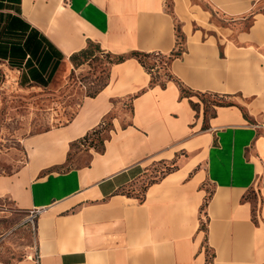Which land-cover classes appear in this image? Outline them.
I'll use <instances>...</instances> for the list:
<instances>
[{
    "label": "crops",
    "instance_id": "1",
    "mask_svg": "<svg viewBox=\"0 0 264 264\" xmlns=\"http://www.w3.org/2000/svg\"><path fill=\"white\" fill-rule=\"evenodd\" d=\"M89 46L122 58L92 95L70 74ZM16 98L47 127L23 119L0 170V198L45 214L14 264H264V0H0V110Z\"/></svg>",
    "mask_w": 264,
    "mask_h": 264
},
{
    "label": "rangeland",
    "instance_id": "2",
    "mask_svg": "<svg viewBox=\"0 0 264 264\" xmlns=\"http://www.w3.org/2000/svg\"><path fill=\"white\" fill-rule=\"evenodd\" d=\"M250 22L251 19H248L245 25H249ZM91 51L92 52H88L89 54H80L76 60H73L75 68L74 70L72 69L70 73L79 74L75 81H79L80 84L85 85V93L88 95H92L106 83L110 63L117 59H109L94 48L91 49ZM143 60L145 62V68L148 70V66L152 63V60L148 58H143ZM150 73H152L151 75L154 82L163 83V74H158L157 72ZM77 98L78 97H76V99ZM200 99L205 106L224 103L217 94L201 96ZM13 101L18 102L19 107L13 108L10 104H7V106H4L0 110V162H2V164L0 163V170L4 171H10L11 169L10 165L6 163V155L9 149L13 147L16 148L14 144V141H16V131L25 123L23 119L28 118L29 121L27 123L30 124L28 127L22 128L25 130V133L37 132L47 127V123H43L42 121V118L45 117L46 114L42 106H40L41 109L35 112L25 109L24 106L26 105L24 100L16 98L13 99ZM55 101L57 104L61 105H63L64 102H70V104L74 103V101H70V99H65L64 93L60 94ZM43 104H45V102H43ZM108 130L109 127L107 125L100 129V134L97 133V138H94L92 141L95 145L94 147L99 148L102 139L107 137ZM86 141L89 143V139ZM169 169L170 166L166 167L164 170ZM151 176H156V174L152 172ZM144 184L145 182L138 185L137 189H143ZM43 213L34 211L29 213L19 212L10 204L7 198H0V262L4 264H14L16 261L28 258L34 253L39 237L36 231V221L40 218H44L45 214Z\"/></svg>",
    "mask_w": 264,
    "mask_h": 264
},
{
    "label": "trees",
    "instance_id": "3",
    "mask_svg": "<svg viewBox=\"0 0 264 264\" xmlns=\"http://www.w3.org/2000/svg\"><path fill=\"white\" fill-rule=\"evenodd\" d=\"M29 40H30V39H29L28 36H27V39H26V41H25V42H27V45L29 44ZM93 48L96 49L94 46H89V47H87L86 49L81 50V51L78 52L77 54L73 55V56L71 57V60H72V61H73V60H76L77 57H78L80 54H89L88 52H92L91 49H93ZM133 55L136 56V57L141 61V63L145 66V64H144L145 62H144L143 58L149 57L150 54H144V53H137V52H134ZM50 58H51L50 55H48L47 53H44V55H43V59H42V60L44 61L43 64H42L43 67L47 66V62L50 60ZM121 59H122V58L119 57V58H117L116 60H121ZM73 62H74V61H73ZM57 63H58V61L54 62V64H53V66H52V68H51L49 74H51L52 71L55 69ZM148 70H149V66H148Z\"/></svg>",
    "mask_w": 264,
    "mask_h": 264
},
{
    "label": "built area",
    "instance_id": "4",
    "mask_svg": "<svg viewBox=\"0 0 264 264\" xmlns=\"http://www.w3.org/2000/svg\"><path fill=\"white\" fill-rule=\"evenodd\" d=\"M156 57H157V56H156ZM156 63H158V62H156ZM161 63H162V66H166L167 63H168V57H167L166 59H164ZM157 66H159V65L155 64L154 66H151V68L149 69V71H150V72H153L154 69H155Z\"/></svg>",
    "mask_w": 264,
    "mask_h": 264
}]
</instances>
